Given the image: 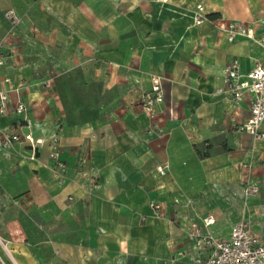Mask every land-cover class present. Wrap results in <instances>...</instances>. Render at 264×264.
<instances>
[{
	"label": "crops",
	"instance_id": "1",
	"mask_svg": "<svg viewBox=\"0 0 264 264\" xmlns=\"http://www.w3.org/2000/svg\"><path fill=\"white\" fill-rule=\"evenodd\" d=\"M199 2L211 18L264 34V0H0L20 17L21 38L0 68L13 88L0 127L21 119L20 94L32 132L47 139L37 160L19 154L24 143L0 149V237L9 249H0V264H199L190 229L205 215H215L218 237L242 217L262 231L264 211L247 217L259 195L246 205L239 195L249 174L264 182V140L241 129L249 98L226 97L222 73L233 57L243 71L264 62V47L244 36L230 41L212 21L194 25L187 12ZM62 72H81L84 87L98 88L95 115L62 105L53 90ZM153 74L164 77L165 101L152 119L140 101ZM55 131L64 174L49 156Z\"/></svg>",
	"mask_w": 264,
	"mask_h": 264
},
{
	"label": "built area",
	"instance_id": "2",
	"mask_svg": "<svg viewBox=\"0 0 264 264\" xmlns=\"http://www.w3.org/2000/svg\"><path fill=\"white\" fill-rule=\"evenodd\" d=\"M167 3L169 0H155ZM194 25H201L206 21H212L216 28L227 33L230 41L237 37H249L264 47V34L256 35L254 29L246 22L238 19L211 18L202 2L197 3L187 12ZM5 17L10 22L9 33H15L14 28L19 24L20 17L14 9L5 11ZM264 21V18L261 19ZM7 34V35H8ZM6 35V36H7ZM8 62V55L0 47V68ZM223 93L226 97L236 103L249 98L250 115L242 124L241 129L245 131L254 141L264 140V62H257L251 69L243 71L240 68L239 59L233 57L223 67ZM151 89L145 92L140 101L142 110L150 118H155L157 105L165 101L164 77L158 74L151 76ZM51 81L45 82L49 86ZM11 79L8 76L0 78V115L7 114L10 108ZM15 111L20 114L21 119L12 125L0 127V149L14 148L16 143H24L26 150L19 154L29 160L39 158L40 148L47 139L36 136L31 130L32 119L28 103L19 94L15 104ZM29 127V130H25ZM50 145V159L52 169L58 174H64L66 164L61 157V135L55 131L48 139ZM251 173L254 169L253 161L241 163ZM169 164L160 163L156 166L159 175L167 173ZM248 175V174H246ZM250 175V174H249ZM247 177L244 192L250 196L258 192V184L251 177ZM178 202L179 200L176 199ZM150 205L156 214L162 211L161 203L151 201ZM203 224L192 222L190 235L196 247L201 253L199 264H264V225L261 232L253 229V222L249 218H243L231 227L228 237H218L212 230L211 225L215 223L216 217L210 213L203 218ZM0 242L8 250L6 242L0 237ZM7 264V263H4Z\"/></svg>",
	"mask_w": 264,
	"mask_h": 264
},
{
	"label": "rangeland",
	"instance_id": "3",
	"mask_svg": "<svg viewBox=\"0 0 264 264\" xmlns=\"http://www.w3.org/2000/svg\"><path fill=\"white\" fill-rule=\"evenodd\" d=\"M5 11L6 8L0 6V47L3 49V52L8 55V52L5 49L8 47H16L21 38L18 37V25L14 28L15 33L10 32V34H8L11 25L5 17ZM27 60L31 61L33 60V57L26 56L24 61ZM84 82L85 81L81 72L56 73V76L54 77L53 90H55V92L58 94L63 93L66 102L64 103V98L60 97L62 105L66 106V109L69 113H71V115L93 116L96 113L97 107L99 105L98 88H86L84 87ZM257 184L258 192L252 195L259 196L251 201L252 203L249 205V211L251 210L252 214L247 216L255 219H257L258 215H261V211H264V182H257ZM237 190L238 189H234V195L237 194ZM248 197L249 196L244 192L242 196L239 195V200L243 201V203L246 205L249 203V201H247ZM235 202L238 203V200L236 199ZM243 218L244 217L239 218L238 220ZM261 218L264 220V215H262ZM0 244V249L5 250L8 254L9 249L7 250L1 242ZM6 260L8 261V259ZM8 264L11 263L8 261Z\"/></svg>",
	"mask_w": 264,
	"mask_h": 264
}]
</instances>
